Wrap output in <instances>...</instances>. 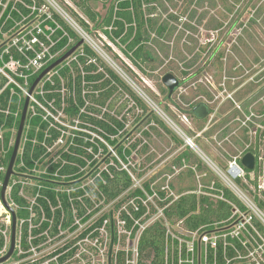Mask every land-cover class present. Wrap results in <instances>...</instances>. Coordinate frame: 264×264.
Listing matches in <instances>:
<instances>
[{"label": "trees", "instance_id": "trees-1", "mask_svg": "<svg viewBox=\"0 0 264 264\" xmlns=\"http://www.w3.org/2000/svg\"><path fill=\"white\" fill-rule=\"evenodd\" d=\"M55 1L90 36L92 34L97 35L101 33L108 38L109 41L102 47L108 55L110 54L107 50L113 52L117 59L122 60L120 59V53H115L113 51L112 44L120 50L123 56L128 59L129 64L123 63V67L119 65L113 56L110 55V58L116 62L124 73L134 82L136 81L132 75L137 76L136 71L141 72L144 76H152V74L160 70L171 57L177 61V63L171 61V64L165 65L168 67L166 73L171 72L175 74V72L178 71L183 77L182 80L180 79V86H182L187 79H198L205 70L202 63H200L205 52V47H203V45H199L198 50H195V48H197L196 44L195 46L192 45L189 47L187 45L188 43H186V48L182 49L180 41H171L175 30H177L173 22H178L185 14H187L189 18V21L185 22V26L189 29H194L191 22L195 20L197 10L195 7L192 8V6L194 4L200 6L204 0H188L184 6L183 13H169V4H173L174 0H101L106 6L105 13H101L97 10L94 3L98 0ZM214 2L215 0L212 3ZM34 4L38 8L42 6L50 7L49 11L54 15L56 21L61 24L62 29H56L54 33V40L60 41L56 49L63 50L60 56L83 39L80 33H78L47 0H26L27 21H31L38 17L39 20L43 22V26L47 24L56 26L55 23L47 19L46 14L40 13L39 10L32 12V10L27 7L28 5ZM163 14L168 15L166 18H163ZM203 18L204 15H199L196 21L198 20L199 23H201ZM70 39L73 42L69 44ZM210 42L211 41H209V43ZM218 48L219 46L212 50L209 55V60L217 55ZM191 53L192 56L189 58V54ZM74 56H76V59L68 61L70 62L69 64L65 61L54 69V71H58V74L53 76V84H47L46 89L48 92L46 96L50 100L55 99L56 106L64 110L66 118L71 124H75V121L78 120L77 125L81 130L71 129L70 131L72 133L66 137V134L62 131H69L66 126L58 125L62 129L61 130L50 127L49 123L44 121L40 115H30L28 117L27 126L29 128H26L25 131L27 140L24 143L22 154L17 157L15 165L16 172L10 180V198L19 206V208L16 209L17 218L27 217L30 212L26 209L29 203L26 197L21 194L22 190H26V186L21 182L14 183V178L29 173L28 175L39 185H42L40 192L43 194V197L47 196L55 207V210L52 211L48 202L43 197L39 198V202L44 206L46 214L48 216L54 215L56 223H59L62 219L61 216L65 214L67 216L65 224L68 225L72 219L69 194L66 191H56L55 188H67L70 185L81 183V179L85 175L83 168H86L90 160L92 161L91 165L95 166L97 161L94 159V155L99 152L100 148L103 149L104 154L108 155V158L106 159L107 166L105 168H96L94 176V193L98 198L110 202L118 198L125 191L131 190L133 186L134 181L128 170L123 167L121 161L128 163L129 157L133 154L139 143H130V145H126L125 137L129 134V131L127 130L128 118L125 109L128 103H124V100L122 103L117 104V100L122 99L123 94H128L134 104L131 108L137 107L143 110V115H138V121L144 119L149 113L153 114V111L150 110L143 96L135 92L120 73H118L113 66H110L89 43L85 41L74 53ZM179 63L180 65L182 64V66H179ZM38 75L32 77L31 83L35 81ZM63 87L65 88L64 94L61 92ZM141 88L145 93H148L143 87ZM158 88L164 94L167 103H172L178 109L188 112L194 121H207L208 116L204 115L202 108H206L209 114L212 113L208 103L205 101H194L191 97L183 96L184 103L188 104L189 107L186 111L178 104L173 94L170 95L168 88L163 84H159ZM7 95V93H4L1 96L0 105L3 107L6 106L5 98ZM195 95L210 96V94L202 88H198L194 96ZM151 100L155 101L153 98ZM63 103L65 104L62 105ZM196 105L200 107L194 110ZM238 114L239 112L235 110L234 116L237 117ZM171 119L173 120V118ZM2 120L3 114H0V127ZM20 120L21 116L15 125L16 129L19 127ZM158 120L162 124H165L162 119ZM229 120H231V118ZM225 121L227 122V119H223V123H225ZM12 127L13 124H10L9 121L4 125V128L8 130V132L5 133L7 140L6 145H8L12 136V133L9 131ZM199 128L200 130H204V126L202 125L199 126ZM83 129H86V131ZM87 131L99 134L104 141L97 139ZM203 132L206 136L213 135V131L211 130H205ZM73 134H75V136H73ZM61 136H63V138L66 137V142L62 150L59 151V159H51L46 173L34 176L33 171L51 154L48 147L53 146ZM226 136L227 130L221 134L220 138H225ZM91 139H93V141ZM247 141L248 136L244 130L242 136L236 139V144L239 146L241 145L240 147L243 148ZM110 147L113 148L116 154L113 155L110 151ZM13 148L14 143L10 146L7 155L0 159V164L8 167ZM90 148L93 153L89 152ZM193 157H196L195 153L190 146H187L186 149L177 156L175 161L179 165H183L186 162L195 164L198 170L203 171L205 166H203L202 159L200 160L198 157L194 159ZM189 171L190 174L194 175L192 169ZM1 178L4 181L5 174L1 175ZM213 180L211 176H208L203 179V184L205 186L209 185ZM214 181L218 189H223L225 198L233 202L237 201L231 190L225 187L222 182L219 180ZM150 186V182H146L144 185L146 191L152 193ZM197 189L198 186L191 183L179 190V197L177 199L169 197L165 201H159V205L165 208V216L171 222L183 221L185 227L194 230L202 225L225 220L231 215V204L209 195L198 194L196 192ZM37 190V187H33L32 194L34 195ZM204 190H206V188ZM215 192L221 194L220 191ZM80 194H83V191L78 190L71 192V196L73 197L79 196ZM143 194L144 192L139 188L131 190L124 199L116 204V208H118L126 198L128 199ZM159 194L162 199H165L167 195L166 192L162 190H159ZM59 200L62 201V208H58ZM87 201L88 204H91L89 199ZM142 208L143 209L139 213H136L137 216L144 212L145 208ZM99 210L100 208H96L94 213H97ZM80 213L83 214L84 211L80 209ZM109 215L110 213H106L104 217H108ZM104 217L100 219L101 222ZM3 245L4 237L0 234V247ZM166 255V228L164 223L158 220L149 226L141 236L140 264H166ZM147 259H150V262H147Z\"/></svg>", "mask_w": 264, "mask_h": 264}, {"label": "built area", "instance_id": "built-area-1", "mask_svg": "<svg viewBox=\"0 0 264 264\" xmlns=\"http://www.w3.org/2000/svg\"><path fill=\"white\" fill-rule=\"evenodd\" d=\"M47 1L87 40L86 42L101 52L91 36L55 0ZM27 7L32 12L39 10L40 13L46 14L47 19L56 26L52 24L43 26V22L38 17L27 21L26 0H0V99L4 93L8 94L5 98L6 106L0 105V114H3L0 127V159L7 155L16 138L18 129L15 125L22 115L23 103L27 97L30 98L28 117L40 115L50 127L58 129H61L58 125L66 126L61 117L65 114L64 110L56 106L55 99L50 100L46 96L48 92L46 86L54 83L53 76L58 74V71L52 70L48 73L30 94L34 83H31L32 77L40 75L63 52L56 49L60 41L54 40L56 29H62V26L50 11H44L45 6L38 8L34 4ZM72 42L70 39L69 44ZM75 59L76 56L73 54L66 61L69 64L68 61ZM61 92L65 93L64 87ZM235 108L239 112L235 119L239 121L243 131H246L248 141L238 154L227 160V171L221 169L201 149L199 152L215 170L223 185L231 190L237 201L233 202L225 198L223 189H218L214 180L206 186L202 182L199 183L196 191L198 194L209 195L231 204L232 213L227 219L202 225L194 230L185 227L183 221H178V227L175 228L165 216V208L159 205V201H165L174 195L170 183L162 187V191L167 194L165 199H162L151 186L152 193L146 191L144 185L139 187L135 185L144 192L143 195L126 198L125 205V201L118 208L115 205L117 213L109 211L108 217H104L106 213L98 217L94 210L100 207L90 195L92 187L79 183L67 188H55L56 191H66L69 194L72 219L66 225L65 214L61 216L59 223H56L54 215L46 214L44 206L39 202V198L43 197L40 192L42 185L37 183L34 187L38 190L34 195L32 194V198L26 196L29 203L26 209L30 212L29 215L17 218L15 251L6 262L1 264H140L141 236L153 224L149 221L154 212L159 214L158 220H161L166 228V264H264V119H256L261 115L255 114L253 110H244L241 105ZM59 112L60 114L57 115ZM166 117L173 125H176L168 116ZM8 121L13 124V127L9 129L12 136L6 145L5 133L8 130L4 128V125ZM77 123L78 120L75 121L77 127L75 130H81ZM25 128H29L27 122ZM83 130L86 131V129ZM62 131L66 137L72 133L70 130L69 133ZM87 132L92 134L91 131ZM183 134L187 140L186 143L194 149L197 144L184 132ZM22 139L25 143L26 135ZM63 139L61 136L56 143L62 142ZM54 145L48 147L50 152ZM2 151L5 152L2 153ZM89 152L93 153L91 148ZM248 152L255 157L252 170L247 169L241 162L242 157ZM90 165L91 160L86 168ZM7 168L0 164L1 186L4 182L1 175L6 174ZM126 169L133 181L136 180L130 169ZM191 169L198 178L203 176L199 174L196 165ZM1 189L2 187L0 192ZM78 190L83 191V194L71 196L72 191ZM215 191H220L221 194ZM178 197L179 195L176 199ZM43 198L54 211L55 207L51 200L47 196ZM88 199L91 204H88ZM12 202L19 208L14 201ZM9 205L12 207L10 203ZM142 207L145 208L144 212L137 216L136 213H139ZM3 208L8 209L6 212L9 214V219L6 225L0 227V234L4 237V245L0 247V257L4 256L10 248L13 224L11 209L0 197V213ZM58 208H62L61 200H59ZM12 209L16 212L15 208L12 207ZM80 209L84 211L83 214L80 213ZM102 217L104 219L101 222Z\"/></svg>", "mask_w": 264, "mask_h": 264}, {"label": "rangeland", "instance_id": "rangeland-1", "mask_svg": "<svg viewBox=\"0 0 264 264\" xmlns=\"http://www.w3.org/2000/svg\"><path fill=\"white\" fill-rule=\"evenodd\" d=\"M187 1L174 0L173 4H169V13H183ZM213 1L204 0L200 6L195 4L192 6V8L195 7L197 10L195 20L191 22L194 29H189L185 26V22L189 21L187 14L178 22H173L177 30H175L171 39V41H180L182 49L186 48V43H188L189 47L196 44L197 48L195 50H198L199 45L205 47L203 58L200 60L205 69L204 72H202L198 79H187L182 86L176 88L173 97L186 111L189 107L188 104L184 103L183 96L191 97L194 101L202 100L208 103L212 113L208 115L206 122L194 121L188 112L178 109L172 103H167L164 94L159 90L158 85L163 84L162 78L168 69L165 65H169L172 62L177 63L172 57L166 61L160 70L154 72L152 76H144L141 72L136 71L137 76L132 75L136 83L126 76L123 73L124 71L118 72L116 69L118 67L114 64L116 62L113 63L109 60L111 55L119 65L124 67L123 63L129 64L128 59L123 56L120 50L112 44L113 51L120 53V59L122 60L117 59L113 52L107 50L110 54L108 57L102 49L109 41L108 38L101 33L91 35V38L102 50L99 48L101 51L99 52L91 46L110 66L114 64L113 66H116L114 69L121 76L123 74V76L127 77L126 79V77L122 76L135 92L143 96L150 110L153 111V114L149 113L144 119L138 121V115H143V110L137 107L131 108L134 104L130 96L123 94L122 99L117 100V104L122 103L124 100V103H128L125 109L128 118L127 130L129 131V134L125 137L126 145L139 143L133 154L129 157L128 163L121 161L124 168L131 167L129 169L136 178L131 190L136 188L135 185L139 187V185H145L146 182H150L154 191L156 190L159 193V190H162L163 186L170 183L171 191H173L174 195L178 196V192L182 187H186L191 183L198 186L208 176L221 182L212 166L202 158L196 149L192 148V151L196 155L193 158L197 159L198 157L200 160L202 159L203 166H205L203 171L198 170L199 174H203L202 177L198 178L196 173L194 175L190 174L189 170L195 164L186 162L183 165H179L175 161L177 156L189 146L186 143L183 132H186L187 136L190 135L188 137L196 142V146L207 154L221 169L227 171V160L231 156L238 154L242 149L241 145L236 144V139L242 136L243 128H241L242 126L239 121L235 119V107L241 105L244 110H253L255 114L261 115L260 118L256 119H264V0H215L212 3ZM49 4L56 10L51 3ZM94 4L98 11L105 13L106 6L103 1L98 0ZM45 10L49 11L50 7L45 6ZM167 15L163 14V18H166ZM199 15H204L201 23L198 20L196 21ZM209 41L211 42L209 43ZM218 46L217 55L209 60L210 53ZM191 56L192 53L189 54V58ZM178 65L182 66L180 63ZM118 70L120 69L118 68ZM175 75L179 79H183L178 71L175 72ZM140 86L148 93H145ZM198 88L204 89L210 96H194ZM148 95L155 101L151 100ZM59 114L60 112L57 115ZM166 116L183 132L179 128L177 129L176 125L174 126L171 121L166 120ZM61 117L69 130L77 128L75 124L70 123L65 114ZM157 118L162 119L165 124L159 122ZM230 118L231 120H229ZM223 119H227V122L223 123ZM201 125L204 126V130H200L199 126ZM205 130L213 131V135L206 136L203 132ZM225 130H227V136L220 138ZM24 135L25 130L23 137ZM92 135L104 141L99 134L92 132ZM65 142L66 138L62 142H57L51 148L50 156L33 171L34 176L46 173L51 159H59V151L62 150ZM13 143H15V139ZM23 145L22 139L19 155L23 151ZM110 151L113 155L116 154L112 147H110ZM4 152L2 151V153ZM107 158L108 155L104 154L103 149L100 148L99 152L94 155V159L97 161L95 166L91 165L89 168H85L84 172L86 174L81 179V185L92 187L90 195L95 199L96 205L100 207V210L96 213L98 217L109 211L117 213L118 211L115 210L116 203L131 192V190L125 191L119 198L110 202L98 198L94 193L96 168H105L107 166ZM28 174L26 173L14 178V183L21 182L26 186V190H22L21 194L31 199L32 189L37 182ZM59 188L62 189L63 187ZM10 193L11 185L7 190V201L16 209L17 207L10 198ZM174 195L171 196L176 199L177 196L175 197ZM154 201L156 202V200ZM6 210L8 209L3 208L0 213V227L6 225L9 219V214ZM150 217V223H154L160 219L157 212H154ZM171 223L175 228L178 227V222ZM147 262H150V259H147Z\"/></svg>", "mask_w": 264, "mask_h": 264}, {"label": "water", "instance_id": "water-1", "mask_svg": "<svg viewBox=\"0 0 264 264\" xmlns=\"http://www.w3.org/2000/svg\"><path fill=\"white\" fill-rule=\"evenodd\" d=\"M85 38H83L79 43H77L74 47H72L69 51L64 53L62 56H60L57 60H55L52 64H50L48 67H46L40 75L35 79L31 89L30 94L34 91L38 83L52 70H54L57 66L61 65L63 62H65L67 59H69L77 50L78 48L85 42ZM123 75V74H122ZM163 84L169 89L170 95L173 94V92L180 86V79L173 73L169 72L166 73L162 78ZM30 98L27 97L24 103L22 115L20 124L17 130V135L15 138L13 153L7 168V172L5 174V179L3 182V186L1 189V197L4 204L11 209L12 215H13V224H12V233H11V245L8 250V252L0 257V264L3 262H6L14 253L15 246H16V230H17V215L14 209L9 205L6 197L7 190L10 186V180L11 177L15 174V164L17 161V157L19 155V150L21 147L22 137L23 133L26 127L27 117H28V108H29ZM200 106L196 105L194 107V110L198 109ZM205 115L208 114V110L204 109ZM166 119V118H165ZM167 120V119H166ZM186 140V139H185ZM187 141V140H186ZM193 148L192 146H190ZM198 152V150H196ZM242 164L249 170H252L255 165V157L251 152L246 153L242 159Z\"/></svg>", "mask_w": 264, "mask_h": 264}, {"label": "bare ground", "instance_id": "bare-ground-1", "mask_svg": "<svg viewBox=\"0 0 264 264\" xmlns=\"http://www.w3.org/2000/svg\"><path fill=\"white\" fill-rule=\"evenodd\" d=\"M102 53H103L104 55L107 54L106 52H105V53H106V54H105L103 51H102ZM107 56H108V54H107ZM108 57H109V56H108ZM109 60H110L111 62L114 63V61H113L110 57H109ZM111 64H112V63H111ZM114 64L117 65L116 63H114ZM114 64H112V66H113ZM113 67H116V66H113ZM117 67L120 69V70H118V68H116L119 72H120V71L123 72V70H122L118 65H117ZM174 126H175V125H174ZM175 127H177V126H175ZM177 129H178V127H177ZM195 146H196V145H195ZM195 146H194V149L198 150V153L200 154V152H199V150H200L199 147L196 146V147H197V148H196Z\"/></svg>", "mask_w": 264, "mask_h": 264}, {"label": "flooded vegetation", "instance_id": "flooded-vegetation-1", "mask_svg": "<svg viewBox=\"0 0 264 264\" xmlns=\"http://www.w3.org/2000/svg\"><path fill=\"white\" fill-rule=\"evenodd\" d=\"M204 109H205V108H202L203 112H204ZM208 114H209V113H208ZM208 114L205 115V113H204L205 116H208Z\"/></svg>", "mask_w": 264, "mask_h": 264}]
</instances>
